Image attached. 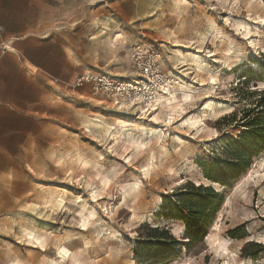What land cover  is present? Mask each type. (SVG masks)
Returning <instances> with one entry per match:
<instances>
[{
    "label": "rangeland",
    "instance_id": "374dc122",
    "mask_svg": "<svg viewBox=\"0 0 264 264\" xmlns=\"http://www.w3.org/2000/svg\"><path fill=\"white\" fill-rule=\"evenodd\" d=\"M56 3L68 13L63 34L73 56L84 57L82 72L128 80L133 45L155 42L165 72L174 77L170 92L181 110L168 112V121L161 108L120 107L93 94L88 84L75 87V77L54 93L48 122L30 144L31 156L0 160L13 166L0 171V264H136L141 224L166 225L186 242L180 223L153 215L162 195L186 181L205 183L196 156L212 157L222 136L237 137L243 129L220 121L255 100L243 95L240 66L262 80L250 88L264 90V1ZM175 57L185 59L187 72ZM214 188L224 195L216 219L202 241L182 248L180 258L168 264H264L263 252L254 260L243 251L247 242L264 244V152L231 188ZM239 227L246 236L232 238L229 232Z\"/></svg>",
    "mask_w": 264,
    "mask_h": 264
},
{
    "label": "crops",
    "instance_id": "0c3cea01",
    "mask_svg": "<svg viewBox=\"0 0 264 264\" xmlns=\"http://www.w3.org/2000/svg\"><path fill=\"white\" fill-rule=\"evenodd\" d=\"M56 1L0 0V160L31 156L54 93L85 73L79 61L84 57L73 56L63 34L68 13ZM3 45L10 50L1 51ZM7 169L12 171L11 163L0 165V171Z\"/></svg>",
    "mask_w": 264,
    "mask_h": 264
},
{
    "label": "trees",
    "instance_id": "16d2710c",
    "mask_svg": "<svg viewBox=\"0 0 264 264\" xmlns=\"http://www.w3.org/2000/svg\"><path fill=\"white\" fill-rule=\"evenodd\" d=\"M264 1V0H263ZM264 60V53L260 55ZM240 87L245 88L244 97L255 99L250 107L232 111L223 116L220 121L229 126L243 128L237 137L224 135L217 141V150L210 158L195 157V164L201 171L205 183L195 184L186 181L182 186L161 196L159 210L153 215L157 220L177 222L184 227L181 242L172 236L166 225L151 226L141 224L139 230H144L137 239L133 249L136 264H168L176 261L182 255V248L188 250L194 244L202 241L209 226L216 219L224 204V195L214 186L231 188L234 182L252 165L254 158L264 152V90L250 88V84L259 80V76L250 69L240 66ZM232 238L246 236L244 227L235 228L229 232ZM256 260L264 253V244L247 242L243 251Z\"/></svg>",
    "mask_w": 264,
    "mask_h": 264
},
{
    "label": "built area",
    "instance_id": "2783aa9c",
    "mask_svg": "<svg viewBox=\"0 0 264 264\" xmlns=\"http://www.w3.org/2000/svg\"><path fill=\"white\" fill-rule=\"evenodd\" d=\"M129 53L132 76L128 80H120L106 74L93 75L83 73L74 81L75 87L90 85L93 94H100L113 100L115 104L139 112H150L157 106L160 98L175 87L174 77L168 75L163 68V59L155 42L145 41L134 44ZM3 45L1 51H9Z\"/></svg>",
    "mask_w": 264,
    "mask_h": 264
},
{
    "label": "bare ground",
    "instance_id": "6f19581e",
    "mask_svg": "<svg viewBox=\"0 0 264 264\" xmlns=\"http://www.w3.org/2000/svg\"><path fill=\"white\" fill-rule=\"evenodd\" d=\"M108 26H109V23L108 22H106V24H105V26H104V28H105V30L108 28ZM104 30V31H105ZM103 31V30H102ZM103 33V32H102ZM197 57H195V56H193V59H196ZM174 60H175V63H176V65H178L180 68H183V71L184 72H187L188 71V69H189V67L187 68L186 67V61H185V59L183 58V57H181V58H179V57H175L174 58ZM192 62V61H191ZM190 66V65H189ZM190 68H192V67H190ZM183 98H184V100L185 101H187L188 100V98H189V96H187V95H185V94H183ZM165 107L167 108L166 110H165ZM159 108H161V111H163V112H167V116H169L168 117V121H170V120H172V118H171V114H169L168 112H175L176 110H181V105H179V104H177V96H176V94L175 93H173V92H169L168 94H166V95H163L161 98H160V100H159V102L157 103V106L153 109V111L154 112H156ZM168 123H170V122H168ZM190 123V122H189ZM122 124V126L123 127H127V126H132V125H130V123H126V122H122L121 123ZM166 124V123H165ZM193 124V123H192ZM88 125V124H87ZM90 125L92 126V127H99L100 126V124L99 123H90ZM89 125V126H90ZM194 125V124H193ZM196 125V124H195ZM196 127V126H195ZM102 128V127H101ZM100 128V129H101ZM103 129V128H102ZM124 129V128H123ZM105 130V129H104ZM125 130V129H124ZM155 133V132H154ZM132 140V139H131ZM141 147V146H140ZM51 203V202H50ZM63 203V202H62ZM56 205V207H59V206H61V203H56L55 204ZM54 206V205H53ZM82 225V224H81ZM83 226V225H82ZM26 235V237H28V238H30V239H33L34 238V234H32V233H26L25 234ZM34 240V239H33ZM35 240H36V242L37 243H39L42 247H43V244H42V242H40V240L39 239H37V237L35 238ZM34 240V241H35Z\"/></svg>",
    "mask_w": 264,
    "mask_h": 264
}]
</instances>
